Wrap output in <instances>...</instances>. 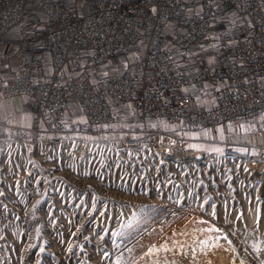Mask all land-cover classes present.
Segmentation results:
<instances>
[{"label": "rangeland", "instance_id": "374dc122", "mask_svg": "<svg viewBox=\"0 0 264 264\" xmlns=\"http://www.w3.org/2000/svg\"><path fill=\"white\" fill-rule=\"evenodd\" d=\"M72 4L87 13V0ZM233 24L215 23L211 38L232 41ZM166 33L172 41L180 35L172 24ZM77 120L73 127L83 128ZM67 129L62 138L74 144L66 154L45 144L52 136L0 142V264H117L118 258L120 264H264V176L254 175L257 164L211 155L170 164L161 155H170L167 141L152 132L137 139L151 135L145 153L118 163L94 154L79 163L76 141L113 143ZM209 228L220 231H202ZM209 237L216 246L202 250L198 241Z\"/></svg>", "mask_w": 264, "mask_h": 264}, {"label": "built area", "instance_id": "2783aa9c", "mask_svg": "<svg viewBox=\"0 0 264 264\" xmlns=\"http://www.w3.org/2000/svg\"><path fill=\"white\" fill-rule=\"evenodd\" d=\"M72 1L0 0V38L23 22L30 4L36 5L43 19L42 46L49 54L51 80L37 83L30 76L12 78L0 88V97L23 96L25 111L33 113L35 119L48 118L46 132L52 136L48 145L63 147L66 143L69 152V146L74 144L73 140L62 138L68 134L65 116L71 104L78 106L92 128L112 126L113 108L129 103L142 121L163 120L191 127L238 123L264 115V0H87L85 14ZM217 4L230 6L238 20L234 42L227 48L215 47L219 74L213 76L206 66L186 72L172 64L166 27L172 24L179 31L174 42L177 50L194 54L222 15ZM140 41H144L145 51L139 62L142 67L136 72L105 77L95 83L87 74L69 78L63 72L66 63L85 53L83 70L92 71L115 53ZM27 45L31 47V41ZM39 65L36 60L29 62L32 69ZM212 78L215 89L210 108L200 107L188 91L173 96L170 102L164 100L167 91L188 87L202 90ZM147 82L155 83L157 89L143 90L135 96L137 89ZM150 134L141 140L127 138L113 145L79 140L75 158L81 163L98 154L104 163H118L129 154L145 153L146 138L157 134L161 142L168 143L170 155L163 157L170 164L180 165L190 160L183 139L164 132ZM78 149L86 152L78 155ZM262 151L253 155L250 147L241 153L226 146L220 157L227 163L251 166L264 163Z\"/></svg>", "mask_w": 264, "mask_h": 264}, {"label": "crops", "instance_id": "0c3cea01", "mask_svg": "<svg viewBox=\"0 0 264 264\" xmlns=\"http://www.w3.org/2000/svg\"><path fill=\"white\" fill-rule=\"evenodd\" d=\"M217 6L221 9L222 15L213 23L211 29L215 23L221 25L225 19L234 20L235 35L232 41H228L225 37H221L224 44L218 40H213L210 32V35L201 43L199 51L194 54H184L174 47L175 40L172 41L169 38L168 47L172 54V64L186 72L206 66L213 76L219 74L218 53L215 47L222 45L227 48L234 42L237 37L238 20L233 15L230 6L226 4H217ZM42 21V17L36 10V5L30 4L26 9L23 22L0 38V88L8 80L20 76H30L37 83H45L51 80L52 66L49 54L42 46ZM28 41H31V47L27 45ZM144 51L145 43L142 41L124 51L115 53L109 61L97 65L94 70L88 72L83 70L85 53L74 61L66 63L63 72L69 78L87 74L95 83L105 77L138 71L142 67L139 62ZM32 60L38 61L39 67L29 68V62ZM157 87L155 83L147 82L143 88L137 89L135 96L140 95L143 90L154 91ZM214 89L215 79L212 78L206 82L202 90L188 87L182 91H167L163 95L164 100L170 102L173 96L188 91L195 97L200 107L210 108L213 105ZM25 100L26 98L23 96L8 99L0 97V142L7 140L30 142L51 137L46 132V127L50 123L49 119H35L33 113L23 109ZM113 114L115 124L99 128H91L86 125L84 117L75 104L70 105L65 117L70 131L79 135L82 134L83 138L84 136L85 138L97 136L98 140L113 144L125 138L140 139L147 132H164L183 139V146L194 156H197L196 154L221 156L226 146L241 153L246 151H240V149L247 150L248 147L251 148L252 153L255 152L256 154H258V150L264 149V121L260 119L261 116L238 123L226 122L211 127H191L185 123L168 124L163 120L142 121L130 103L113 108ZM77 119H83L85 124L83 128L73 127L74 122L78 121ZM260 154L264 157V151Z\"/></svg>", "mask_w": 264, "mask_h": 264}, {"label": "snow or ice", "instance_id": "6c2138e0", "mask_svg": "<svg viewBox=\"0 0 264 264\" xmlns=\"http://www.w3.org/2000/svg\"><path fill=\"white\" fill-rule=\"evenodd\" d=\"M152 11L155 12V8H153ZM260 119H261L262 121H264V116H261ZM190 147H191V145H190ZM240 151H247V150H246V149H240ZM252 154L255 155L256 153L253 152ZM201 223H203V221H201ZM202 231H209V232L215 231V232H219L220 229H217V228H209V229H204V230H202ZM101 238H103V237H101ZM210 239H211V238L209 237L208 239H203V240H199V241H198L199 246H200V248H201L202 250H204V249H210L211 247L216 246L215 244H210V243H209V240H210ZM218 239H219V237H217V240H218ZM224 239H227V237L225 236ZM194 243H195V241H194ZM229 243H231V241H229ZM153 247H155V246H153ZM183 247H184V246L181 245V248H183ZM253 247H254V249L257 251V253H259V248H257L255 245H253ZM161 248H163V249H165V250H169V249L167 248V244L161 245ZM68 250H69V252L72 251L71 246H69V249H68ZM41 251H43V249H41ZM128 251H129V253H131L132 249L129 248ZM152 251H153V249H149V253H151ZM105 255H107V253H105ZM193 255H195V250H194V249H193ZM117 264H120V259H119V258L117 259ZM133 264H135V262H133Z\"/></svg>", "mask_w": 264, "mask_h": 264}, {"label": "bare ground", "instance_id": "6f19581e", "mask_svg": "<svg viewBox=\"0 0 264 264\" xmlns=\"http://www.w3.org/2000/svg\"><path fill=\"white\" fill-rule=\"evenodd\" d=\"M44 142V141H43ZM48 143V141H46L45 142V144H47ZM88 145H90V143H88V144H86V146H88ZM63 147L66 149L67 148V145H66V143H64V145H63ZM89 147V146H88ZM164 146H161L160 147V150H162V148H163ZM86 152V149H84L83 151H81V149H78L77 150V154L79 155H81V154H83V153H85ZM190 152V151H189ZM189 152H187V156H189L190 157V160H198V158H197V156H194V155H192L191 153H189ZM67 153V151H64V154H66ZM195 154V153H194ZM161 155H164L163 153H161ZM165 156V155H164ZM200 156V155H199ZM205 156H209V155H205L204 154V156H200V159H203V158H205ZM166 157V156H165ZM201 157H203V158H201ZM189 160V161H190ZM191 162V161H190ZM196 163H198V162H196ZM260 164V165H259ZM259 164H257V167H256V169L254 170V175L256 176H261V179L263 178V176H264V163H259ZM260 180V179H259Z\"/></svg>", "mask_w": 264, "mask_h": 264}]
</instances>
